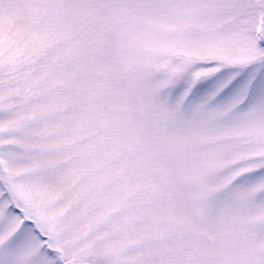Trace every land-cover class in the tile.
<instances>
[{"label": "snow or ice", "instance_id": "6c2138e0", "mask_svg": "<svg viewBox=\"0 0 264 264\" xmlns=\"http://www.w3.org/2000/svg\"><path fill=\"white\" fill-rule=\"evenodd\" d=\"M0 264H264V0H0Z\"/></svg>", "mask_w": 264, "mask_h": 264}]
</instances>
